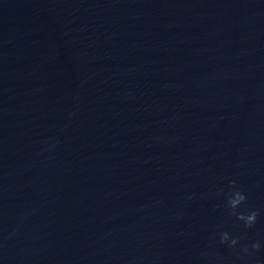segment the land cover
Returning <instances> with one entry per match:
<instances>
[{
	"label": "water",
	"instance_id": "obj_1",
	"mask_svg": "<svg viewBox=\"0 0 264 264\" xmlns=\"http://www.w3.org/2000/svg\"><path fill=\"white\" fill-rule=\"evenodd\" d=\"M223 230L264 244V0H0L2 264H264Z\"/></svg>",
	"mask_w": 264,
	"mask_h": 264
},
{
	"label": "clouds",
	"instance_id": "obj_2",
	"mask_svg": "<svg viewBox=\"0 0 264 264\" xmlns=\"http://www.w3.org/2000/svg\"><path fill=\"white\" fill-rule=\"evenodd\" d=\"M217 195L224 197L223 207L227 210L228 215L234 217L244 228L252 229L257 225L260 213L256 209L247 206L248 196L237 187L235 181L231 182L230 190L225 192L221 188ZM215 235L218 237L219 244L237 250L238 255L241 256H250L253 252L258 253L264 249V244L260 241L242 244V237L236 236L227 230L218 231ZM0 264H2V261H0Z\"/></svg>",
	"mask_w": 264,
	"mask_h": 264
}]
</instances>
